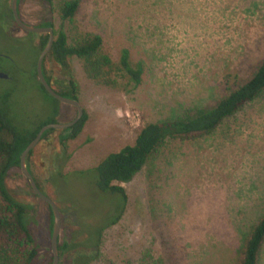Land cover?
Here are the masks:
<instances>
[{"label":"rangeland","instance_id":"1","mask_svg":"<svg viewBox=\"0 0 264 264\" xmlns=\"http://www.w3.org/2000/svg\"><path fill=\"white\" fill-rule=\"evenodd\" d=\"M62 1L53 0L47 10L39 0H20V17L36 26L50 21L69 42L99 33L114 62L127 48L132 63L144 61L145 71L137 86L120 78L119 86L109 87L87 78L78 58L69 59L87 119L69 142L64 176L42 184L61 213L59 243L77 228L74 221L93 234L119 207L117 195L95 186L94 167L106 154L133 143L146 122L180 118L212 103L224 73L248 71L264 58V0H81L72 20L60 18ZM10 3L0 0V73L6 75L0 77V100L9 95L14 121L30 129L51 119L65 123L76 108L56 104L39 87L38 38L10 19ZM50 147L39 142L34 148V174L46 176L41 163ZM6 184L32 207L31 230L44 246L40 262L47 264V204L17 168ZM121 185L127 202L120 220L104 229L99 255L87 264H144L148 255L166 262L171 255L173 264H233L250 227L264 215V95L211 134L167 140ZM60 260L67 263L64 255Z\"/></svg>","mask_w":264,"mask_h":264},{"label":"trees","instance_id":"2","mask_svg":"<svg viewBox=\"0 0 264 264\" xmlns=\"http://www.w3.org/2000/svg\"><path fill=\"white\" fill-rule=\"evenodd\" d=\"M19 2L20 0L18 7ZM39 2L42 7L51 10L53 0ZM80 5L81 0H63L57 9L60 18L72 20ZM9 17L13 20L11 10ZM40 26L53 28L50 21H45ZM33 37L38 38L36 49L39 55L47 43L48 34L33 33ZM71 57L79 59L87 78L109 87L119 86L120 78H125L128 83L137 86L141 83L145 71L144 61L139 59L132 63L127 48L120 50L119 60L114 62L104 50L103 37L99 33L86 32L69 42L64 31H54L52 47L43 60L42 72L57 93L76 100L79 97V86L70 72ZM38 84L56 104H60L45 91L39 81ZM217 85L218 96L212 103L191 107L185 110L180 118L146 122L138 130L133 143L109 152L95 165L96 189L102 193L117 195L119 207L114 212L107 213L110 219L95 229L93 234L74 221L73 225L77 228L72 230L70 238L57 243L59 264L63 263L60 260L63 255L67 260L66 264H87L98 257L102 232L120 220L127 202V195L121 184L129 182L149 159L157 156L167 140H192L211 134L245 105L264 95V58L250 66L248 71H227ZM55 111L56 114L59 113L58 106ZM12 115L9 95L6 94L0 100V264H41L40 260L44 258L41 250L44 246L31 230L33 220L29 213L32 207L10 193L6 179L12 169H19L20 154L36 136L40 127L56 121L51 119L30 129L15 122ZM86 119L87 114L83 110L82 117L72 126L65 129H48L42 134L39 142L51 146L48 157L45 156L44 162L41 163L45 165L46 176L34 174L31 156L35 149L28 153L27 169L42 193L45 194L42 188L44 182L48 181L51 185L52 176H64L63 169L71 157L69 142L78 137ZM47 206V228L51 236L53 213L51 207L48 204ZM263 244L264 215L250 227L233 264H259ZM49 246L50 239L48 247L45 246L46 252ZM167 259L166 262L148 255L144 264H173L171 255L167 256ZM51 262L52 256L47 264Z\"/></svg>","mask_w":264,"mask_h":264},{"label":"water","instance_id":"3","mask_svg":"<svg viewBox=\"0 0 264 264\" xmlns=\"http://www.w3.org/2000/svg\"><path fill=\"white\" fill-rule=\"evenodd\" d=\"M10 10H11L14 22L22 30H24L26 32H31V33H38V34L47 33L48 34L47 43L44 46V48L40 51V53L37 57V61H36V77H37V80L39 81V83L43 86L45 91L50 96H52L53 98H55L56 100H58L62 104H66V105L73 106L76 108V115L70 121L65 122V123L53 122V123L45 124L42 127H40V129L38 130V132H37L36 136L33 138V140L21 152L20 159H19V170H20L21 174L23 175V177L27 180L31 191L38 198H40L42 201L46 202L51 207V210L53 213V225H52V231H51V236H50V247H51V253H52L51 264H58L59 256H58L57 243H58V236H59V233L61 231V215H60L59 209H58L57 205L54 203V201L50 197H48L47 195H45L44 193H42L39 190L33 176L31 175V173L27 169L26 157H27L28 153L32 149H34L36 147V145L39 143L42 134L46 130H48V129H65V128L72 126L82 117L83 108H82V106L78 100L73 99V98H69V97H65V96H62L59 93H57L49 85V83L46 81V79L43 75L42 64H43V60H44L45 56L47 55V53L50 51V49L52 47V43L54 40V29L52 27L36 26V25H30L28 23H25L21 19L19 11H18V0H11ZM0 77L6 78V75L0 73Z\"/></svg>","mask_w":264,"mask_h":264}]
</instances>
